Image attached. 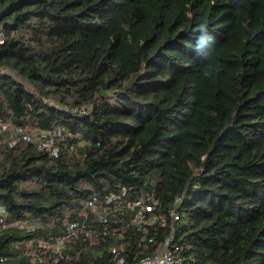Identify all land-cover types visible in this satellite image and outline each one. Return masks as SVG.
<instances>
[{"label": "trees", "instance_id": "16d2710c", "mask_svg": "<svg viewBox=\"0 0 264 264\" xmlns=\"http://www.w3.org/2000/svg\"><path fill=\"white\" fill-rule=\"evenodd\" d=\"M0 29V264H47L28 242L123 188L166 223L91 215L56 264H108L119 233L153 253L170 209L181 264H264V0H0Z\"/></svg>", "mask_w": 264, "mask_h": 264}, {"label": "built area", "instance_id": "2783aa9c", "mask_svg": "<svg viewBox=\"0 0 264 264\" xmlns=\"http://www.w3.org/2000/svg\"><path fill=\"white\" fill-rule=\"evenodd\" d=\"M5 41V36L3 31L0 29V45ZM61 130L57 131V134H60ZM26 137L33 139L30 135ZM38 138L43 140V146L50 149L52 154L58 152V148L51 144V139L47 140V136L38 135ZM49 141V142H48ZM119 194L111 193L105 196L104 200L98 199L96 196L92 199L87 200V203L84 207L78 206L79 216L82 220L71 221L66 224L64 230L60 235L51 237L49 240H36L31 239L28 242L29 249H39L40 251H32L34 258H39L43 252L53 253L50 254L52 259L47 264H56L60 258L66 257V259H73V256L64 253L66 249L68 240L74 236L83 233L85 237L90 238L91 241H95L96 235L99 233L96 223L97 219L102 222V225H105L104 233L106 234L110 228H107L108 215L114 213L117 208L126 206L128 208L136 209L134 215L131 217V223L143 227L145 230L148 226L157 224L159 221H163V225L166 223L163 213L158 209V201L150 198H146L144 193H140L136 196L135 199L122 200V196L126 194L127 189L123 188L120 190ZM121 198V199H120ZM119 199L118 205H110L111 201ZM5 213V206L0 204V222L3 221V215ZM147 214H150L147 217ZM94 215V221H91L90 216ZM169 215L172 216L171 219V231L170 234L166 237L162 247L157 249L155 252L143 255L139 259H129V249L125 243L122 233H119L117 242L109 246L110 257L108 264H181L179 256L175 255L173 250L169 248V242L173 240V230H174V221L179 218L174 209L169 210ZM147 217V218H146ZM31 224H34L31 223ZM129 224H126L128 226ZM125 226V225H124ZM115 231V227H113ZM38 242V243H37ZM42 252V253H41ZM45 264V263H44Z\"/></svg>", "mask_w": 264, "mask_h": 264}, {"label": "clouds", "instance_id": "9594fccd", "mask_svg": "<svg viewBox=\"0 0 264 264\" xmlns=\"http://www.w3.org/2000/svg\"><path fill=\"white\" fill-rule=\"evenodd\" d=\"M201 36L199 37V40L196 44V51L199 53L203 48L209 46V41L214 42V38L207 34V29L204 27H201Z\"/></svg>", "mask_w": 264, "mask_h": 264}]
</instances>
